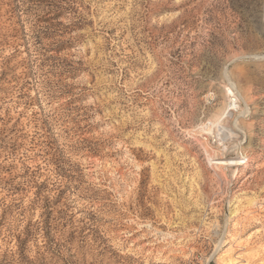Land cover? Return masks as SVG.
<instances>
[{
  "label": "rangeland",
  "instance_id": "374dc122",
  "mask_svg": "<svg viewBox=\"0 0 264 264\" xmlns=\"http://www.w3.org/2000/svg\"><path fill=\"white\" fill-rule=\"evenodd\" d=\"M0 264H264V0H0Z\"/></svg>",
  "mask_w": 264,
  "mask_h": 264
},
{
  "label": "bare ground",
  "instance_id": "6f19581e",
  "mask_svg": "<svg viewBox=\"0 0 264 264\" xmlns=\"http://www.w3.org/2000/svg\"><path fill=\"white\" fill-rule=\"evenodd\" d=\"M231 98H232L231 101H235V96H231ZM241 159L240 158L239 159L238 158L236 159L234 157L232 158V156L226 154L224 156L221 155V157H219L217 160H215V163L214 164H215V166L220 167L222 165H230V164H233V162H236V165H237V164H240L241 163V162H239Z\"/></svg>",
  "mask_w": 264,
  "mask_h": 264
}]
</instances>
